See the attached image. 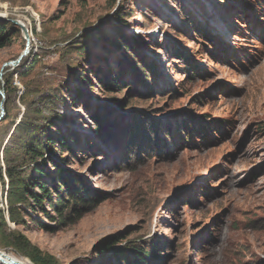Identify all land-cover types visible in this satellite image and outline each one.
<instances>
[{
	"label": "rangeland",
	"instance_id": "374dc122",
	"mask_svg": "<svg viewBox=\"0 0 264 264\" xmlns=\"http://www.w3.org/2000/svg\"><path fill=\"white\" fill-rule=\"evenodd\" d=\"M117 9L133 12L124 24L114 16ZM0 22L7 23L9 38L0 47V73L28 45L18 22L31 34L26 63L34 55L39 60L27 77L13 75L17 91L9 97L5 87L10 91L16 67L0 76V113L3 108L7 118L0 122V168L8 167L7 154L18 158L21 152L18 138L7 143L10 123L34 119L35 102L45 116L54 112L64 119H54L52 130L69 150L57 151L55 161L104 196L73 222L48 231L34 227L31 218L42 216L25 209L26 224L18 229L32 244L59 264H116L125 242L152 240L154 264H264V0H0ZM115 25L148 68L159 72L150 73L146 92L127 70L119 76L120 89L101 88L100 77L109 72L113 78L118 70L120 49L92 44L86 61L84 55L75 58L72 46L78 42L67 45L96 26L117 39ZM15 27L20 32L13 36ZM188 63H196L201 75L190 79L183 69ZM74 71L86 74L92 85L77 80ZM40 91L63 99L46 106L35 96ZM94 112L113 119L110 140L93 135ZM135 114L164 121L160 130L166 134L159 136L165 151L155 152L154 124L150 139L132 130L130 143L115 146L116 136L123 138L119 130L126 131L123 121L129 126L134 117L139 123ZM185 114L206 126L208 136L193 129L192 142L177 144ZM24 167L18 172L26 176ZM7 184V177L4 184L0 180L3 210ZM120 233L127 241L101 249ZM4 250L19 256L10 247Z\"/></svg>",
	"mask_w": 264,
	"mask_h": 264
},
{
	"label": "trees",
	"instance_id": "16d2710c",
	"mask_svg": "<svg viewBox=\"0 0 264 264\" xmlns=\"http://www.w3.org/2000/svg\"><path fill=\"white\" fill-rule=\"evenodd\" d=\"M132 13V11L123 12L121 9H117L114 16L118 22L124 24L125 17L131 16ZM7 29V23L0 22V47L5 46L4 44L6 40L9 39L6 35ZM13 29L17 32L14 33L13 36H16V34L20 32V29L16 27ZM105 29L106 28L104 26L93 27L86 34L84 33L80 36L78 41L69 42L67 45L70 47V43L78 42L79 46H72L75 49L73 51V53L76 54L75 58H81L82 55H84L86 57V61H88L91 54L92 44L99 46L101 49H107L105 46L106 44L109 45L108 49H112L114 47L120 49V59L117 61L118 70L114 72L113 78H111L109 72L100 77L99 84L101 88L105 91H109V88L113 85L111 89L113 87V89H120L119 82L121 83V81L119 76L123 71L127 70L132 76V80H134L133 84L139 87L143 85L144 87L142 88H144V91L146 92L149 80L153 81L152 75L156 74L157 76L159 72L153 70L151 71V68H148L146 63L139 58L137 53L139 51L138 48L131 46L133 44L132 40L124 34L123 30L121 31L118 25H115L114 29L117 33V39L110 37ZM201 37L206 40L204 35ZM206 43L209 44L208 40H206ZM171 50V56H174V54H176V50ZM30 53H32V50L29 54ZM104 58L105 56L102 57V59ZM26 60L27 59L23 57L21 63L14 69V72H11L10 91H8L5 87L6 97L11 96L17 91V87L12 83L13 75L21 74L23 75L22 77H27L31 70H33L39 62L35 55L29 63H26ZM135 61L140 63V65H137ZM22 67L25 69L20 73L19 70ZM190 67H192V72H189ZM183 69H185V73H187L190 79L193 78L191 74L201 75L202 73V70L197 67L196 63H188ZM95 71L96 70H94V73ZM145 71L146 73H144ZM76 73L77 72L74 71L73 74ZM150 73H152V75H150ZM75 77L77 80L88 86L92 85L86 74L80 72L79 74L77 73ZM26 85L27 87L31 86L29 82ZM150 90L152 91V88H150ZM45 95L40 91L35 96L41 97L43 100L42 102L47 103L46 106L49 107L51 104L52 107L57 106L59 101L61 102L63 99L62 95H58L56 93H53L52 97H47ZM80 95L81 94H78V96ZM118 105L122 108L125 106V102L119 101ZM30 106L33 108L32 116L35 117L32 119L33 121L21 120L19 123H13V121L10 123V126L14 125V129H10V132L12 130V133L9 136L7 143L13 141L15 138H18L16 145L21 152L18 154V158H10L12 157L11 154H7L6 157L9 159L6 161L8 167L4 168V172L0 168V180L2 183L4 184V177H7L8 179V189L5 192L7 208L6 210L0 209V247L2 249L9 247L12 248L19 256L28 258L33 264H59L55 256L42 251L37 245L32 244L30 239L18 229L19 226L26 224L25 217L27 216V210L25 209L30 210L31 213H37L42 216V221L37 218H31L30 221H32L34 227L40 230L48 231L52 230V228L73 222L79 218L85 210L91 209L104 196L103 193L89 188L80 176L72 173L71 170L61 166L59 162L55 161V157H59V155L56 154L57 151H62L64 153L69 150L67 140L62 135H60V138H57L52 130L53 120L58 119L59 121H62L64 120L63 117L54 114V112L45 116L42 110L36 108L35 102H31ZM49 110L52 112L54 111V108ZM105 113L104 115H100L99 112H94L92 114L91 117L93 119V127L91 130L94 136L104 141H108L110 140V136L114 137L113 132H115L114 128L116 127L114 124H111L113 123V119L110 121L104 118ZM139 115L135 114L134 116L139 118V123H141V125L139 123H134V117H129L128 122L131 124L129 126H126L125 121H123V125L126 127V131H123L127 134L124 133L123 135L122 130H119L120 135L123 138L120 141V139L116 136L115 143H117V141H119V143L115 146L118 147L124 143H130L126 141V138L132 130L139 133V136H145L150 139V134L152 133V127L154 124V131L156 134L155 152L160 154L161 149L165 151V148L161 145L162 138L159 136L160 134L162 135V133L166 134V132H162V130H160V127L164 128V121L161 119L159 121L157 120L151 122L147 117H145V115ZM185 117L186 121L184 134L176 139L177 144L180 142L186 143L187 140L192 142L191 138L193 129L202 137L208 136L206 126L198 123V119L190 117L189 114H185ZM6 120L7 118L4 116L0 122H4ZM218 126L219 125L215 127L217 128ZM146 131L148 133H146ZM132 136L136 139V136ZM137 142L139 143L140 140ZM145 144L146 142L143 141V146H145ZM6 147L7 145L5 146V149ZM148 150L151 149L149 148ZM144 155H150V153H144ZM133 158L137 159L138 155ZM60 160L64 161V158ZM21 166H25L24 168L29 169V173L27 172L26 176L18 172L20 171L18 167ZM50 167L53 168V171L51 172ZM45 221H52L53 227L48 226ZM10 224L14 225V227H11ZM127 238L128 235L126 234H117L112 237V239L107 240L101 249H107L118 242L127 241ZM143 243L146 244L143 246ZM143 243L135 244L130 243V241L125 242L124 247L117 253L116 264H154L151 262L150 258L157 249L155 244L156 242L152 240L150 242L143 241Z\"/></svg>",
	"mask_w": 264,
	"mask_h": 264
},
{
	"label": "water",
	"instance_id": "95a60500",
	"mask_svg": "<svg viewBox=\"0 0 264 264\" xmlns=\"http://www.w3.org/2000/svg\"><path fill=\"white\" fill-rule=\"evenodd\" d=\"M18 24L21 25V27L25 33V36H26L27 41H28V47L24 50V52L17 59H14V60H11V61L4 63L2 71L0 73V76H3L5 68H7L9 66L11 68L17 67L21 63L23 57H25L30 51V44H31L30 30L28 29V26L25 23L18 22ZM3 116H4V109L2 108V112L0 113V120L3 118ZM0 259H1L2 264H5L7 262H9L10 264H18V262H19L16 259L11 258V256H9L7 253H5L1 248H0ZM8 259H10V260H8Z\"/></svg>",
	"mask_w": 264,
	"mask_h": 264
},
{
	"label": "bare ground",
	"instance_id": "6f19581e",
	"mask_svg": "<svg viewBox=\"0 0 264 264\" xmlns=\"http://www.w3.org/2000/svg\"><path fill=\"white\" fill-rule=\"evenodd\" d=\"M1 248V247H0ZM2 249V248H1ZM5 253H7L9 256H11V258H14V259H16L17 261H19L18 262V264L20 263V264H33L32 263V261H30L29 259H27V258H24V257H21V256H17V255H15V254H13V253H10V252H8V251H6V250H4V249H2ZM8 260H10V259H8ZM0 262H1V259H0ZM5 264H10L9 262H7V263H5Z\"/></svg>",
	"mask_w": 264,
	"mask_h": 264
},
{
	"label": "clouds",
	"instance_id": "9594fccd",
	"mask_svg": "<svg viewBox=\"0 0 264 264\" xmlns=\"http://www.w3.org/2000/svg\"><path fill=\"white\" fill-rule=\"evenodd\" d=\"M30 52V51H29Z\"/></svg>",
	"mask_w": 264,
	"mask_h": 264
}]
</instances>
